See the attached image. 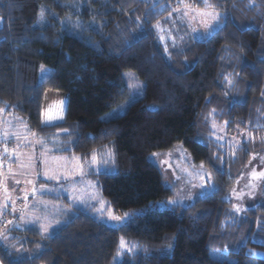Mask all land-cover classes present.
Returning <instances> with one entry per match:
<instances>
[{
  "label": "trees",
  "instance_id": "obj_1",
  "mask_svg": "<svg viewBox=\"0 0 264 264\" xmlns=\"http://www.w3.org/2000/svg\"><path fill=\"white\" fill-rule=\"evenodd\" d=\"M186 2L205 10L201 0ZM209 3L214 7L207 9L227 16L223 29L165 51L155 27L182 8L179 0H0V108L22 117L53 155L75 154L86 164L94 151L99 157L112 150L109 174L88 169L87 176L127 221L113 227L90 208L73 207L58 217L50 238L37 225L17 229L11 242L20 241L24 257L42 249L25 264H264V184L252 204L231 197L264 154V0ZM42 9L47 22L36 27ZM64 20L99 31L72 35ZM41 67L51 73L44 82ZM128 71L145 84L143 96L124 115L102 120L123 100ZM62 99L64 119L45 126L42 113ZM214 125L244 139L219 143ZM178 145L209 170L218 191L162 208L173 194L149 157ZM60 146L71 151H55ZM50 198L71 206L63 195ZM0 260L9 264L2 243Z\"/></svg>",
  "mask_w": 264,
  "mask_h": 264
},
{
  "label": "rangeland",
  "instance_id": "obj_2",
  "mask_svg": "<svg viewBox=\"0 0 264 264\" xmlns=\"http://www.w3.org/2000/svg\"><path fill=\"white\" fill-rule=\"evenodd\" d=\"M181 11H183V8H181ZM204 11L216 12L212 9H205ZM216 13H219L221 16H225V14L223 13ZM201 19L202 18L199 15H196V18L189 22L188 18L180 17L177 12H174L169 15L167 22L165 21L157 24L155 29L158 33L161 43L166 46V48L168 47V45L173 46V41H175V46H180L190 39L200 38L199 34L205 30L204 24L201 23ZM205 19H207L209 23H212L210 18ZM73 21L74 22L72 23L78 22L75 20ZM46 22L47 20L42 12L37 24L35 25L36 27H43ZM192 29H195L196 31L193 32ZM161 37H163V39H161ZM181 37H183V39H181ZM42 68L47 72H50L48 68L41 67V69ZM42 76L43 73L42 71H40L39 82H44L42 81ZM122 82L124 83L125 88L124 98L114 107H112L107 113L101 116V119L104 121L116 119L126 113L129 106L133 103H130V100L134 94L135 86H142V96L144 94L145 84L142 80L137 77L134 72H124L122 76ZM128 84L133 85V88H128ZM142 96L137 97L135 101L139 100ZM121 105H127V107L123 110H120ZM213 127L215 131L214 137L219 143H226L237 146V144L244 139L243 135L241 134L228 135L227 130L223 125H214ZM29 132L33 133L22 117L13 113L9 114L5 109L3 112H0V163H2L3 165L2 167H0V204H4L5 202L7 203V207L4 209V215L0 216V231H8L9 236L13 237V239H18L15 230H22L23 228L32 225H37L39 227V224H51V227L49 228V233H51V230L55 226L60 225L62 223L61 222L57 224V221H59L58 217L62 213L63 215H65L66 212L68 213L69 211H72L73 207H76L70 202V194L68 192L63 191L64 188L71 187V181H45L42 177H35L32 174L33 169L21 167L22 163H28L29 155L34 154L37 157V160L34 161L35 170L42 171L38 159L41 152L40 145L36 144L33 148L29 146L24 139L16 140L12 135L13 133H20L21 136L28 135L29 140L40 138L37 135L34 138L32 135L29 134ZM4 133H8V136L5 137ZM218 136L221 137V139L217 140ZM17 145H19V147H17ZM47 147L51 149L48 143ZM5 148H7V152H5ZM13 150H15V155H11ZM107 151L113 154L114 160V152L112 150ZM156 153L160 155L153 156L152 154L149 157V160L160 170L166 188L172 191L173 196L170 200L177 199V193H179V198L184 199V206L191 205L201 199L197 196V193L201 191V189L199 188V185L202 182L200 179V175H203L205 172L210 173L209 170L205 166H203V169L201 170L200 165H197L192 160L188 152L182 146L179 145L169 151H162ZM168 153H171L172 155L169 156L167 155ZM49 155L51 156L53 154H51L50 152ZM17 156L19 157V159H17ZM261 157H264V154L258 155L251 162V164L245 170L244 175L241 179H239L234 188V193L231 197L233 201L237 202L236 204H239L240 206L245 205V203L246 205L252 204V202H254L253 198L255 197L257 192H260L258 190L264 184V179L254 180L251 176V172L253 170H255L256 172L264 171V161L261 160ZM104 158V155L97 157L98 161H101ZM165 161H167V163H165ZM83 164L85 165V172L88 175L87 171L89 169V162ZM112 165L113 163H109L107 165L108 170L113 169ZM169 165H171V167H169ZM9 166L11 167V171H9ZM184 169H187V171H184ZM189 172H191L192 174L188 175ZM197 172H199L200 175H197ZM87 175L83 177L84 182H79L81 180L79 175L75 177L76 181H78L75 185L77 193L79 194L80 190H83V195L85 199H87V197L89 195H92L93 193L96 195L97 200L102 199L105 202L103 208L101 209L103 215H100L96 211V209L101 208V205L97 203V200L89 201V203L93 205V207H90L91 211L93 212L92 214L96 215L97 217H99V219H101L110 226H120L121 222H117L109 218V214L116 216L119 215L114 212V210L109 206V203L103 198L101 192L98 189L97 183L89 179ZM176 176H179L181 179L177 181L175 179ZM211 176L212 175L210 173V177L205 176L204 178L206 181V187L208 185H215ZM16 180H19L20 183L17 184ZM26 180H32L33 184H26ZM88 181L91 182V186H86V182ZM173 182H175L177 185L175 189H171L169 187V185H171ZM41 185H44L47 188H60V191L46 193L37 192V194L33 195L32 187L35 186L37 189H39ZM25 191H27L28 194V198L26 200L23 198L25 195ZM51 194H55L56 196L63 195L71 203V206H67V202L65 201V199H63V203H55L54 200H49L47 196H50ZM188 196H191L190 200L186 199V197ZM13 207L15 208V212L12 211ZM21 216H23V219H20ZM36 217H40L39 223H31V221L34 220ZM7 221H12L13 224H18L20 225V227L13 229V225L8 224ZM229 221L234 222V220L232 219H230ZM10 229L11 231H9ZM13 244H16L17 248L20 249V252L23 253L22 246H20V241H17ZM121 251L124 252L125 249L121 248ZM212 256L216 257L217 254L213 253ZM219 257L222 256L219 255Z\"/></svg>",
  "mask_w": 264,
  "mask_h": 264
},
{
  "label": "snow or ice",
  "instance_id": "obj_3",
  "mask_svg": "<svg viewBox=\"0 0 264 264\" xmlns=\"http://www.w3.org/2000/svg\"><path fill=\"white\" fill-rule=\"evenodd\" d=\"M201 3L204 5V8H212L214 7V5L209 3V0H201ZM179 5L182 6L183 11H181V7H177L176 9H173V11L177 12L179 14L180 17H186L188 18V21L190 22L191 20L196 18V15H199L202 19H201V23L204 24V31L201 32L200 38L202 39H206L209 37H212L214 33L220 31L223 29V27L225 26V22L227 21V16H221L219 13L216 12H207L204 11L202 9L198 10L196 8H193V6L190 3H187L186 0H179ZM44 10L42 9V12ZM55 18V17H54ZM205 18H210L212 23H209L207 21V19ZM60 23L64 26V29L66 32L71 33L72 35H80L83 31H86L88 29H92L95 31H99V27L95 26V25H88V26H84L83 24L76 22V23H72L70 20L69 21H60ZM43 26V25H42ZM79 29L80 31L77 32L76 30ZM193 32H195V29H192ZM195 38V37H194ZM161 39H163V37H161ZM181 39H183V37H181ZM173 46L175 47V41H173ZM165 51H167V48H165ZM187 66L185 65V68ZM173 68L175 70V66L173 65ZM43 76H42V81H46L48 78L51 77V73L47 72L46 70H44L43 68L41 69ZM228 84L230 86H233V82L231 80L228 81ZM128 88L132 89L133 85L128 84ZM262 95H264V93H262ZM142 96V86L137 85L135 86L134 89V94L130 100L131 102H134L137 97ZM66 105H67V101L66 100H60L58 102H55L54 104L50 105L47 109L44 110V112L42 113V123L45 126L51 125L53 123V121H62L64 119V113L66 111ZM127 105H121L120 106V110H123L124 108H126ZM4 109L0 108V112H3ZM19 119V118H17ZM22 122V121H21ZM225 125L228 124L227 121L224 122ZM30 135H32L34 138L36 137L35 133H31L29 132ZM14 139L16 140H20V139H24L29 146L31 147H35L36 144L40 145L41 148V152H40V156H39V163L41 165L42 171L39 170H35V163L34 161L37 160V157L34 154H30L28 157V163L27 164H21V167H27L30 169H33L32 174L37 177L40 178L42 177L45 181H60V180H64V181H71V187L70 188H64L63 191L64 192H68L69 195V199L70 202L76 206V210L77 211H83L87 208L93 207L92 204L89 203V201L92 200H97L96 195L93 193L92 195H89L87 197V199L84 198L83 195V190H80V193H77V189L75 187L76 183L78 181H76L75 177L77 175H79V177L81 178V180L79 182H84L83 181V177L85 175H87V173L85 172V165L81 162L82 161V157L76 156L75 154H73L71 157L68 156H56V155H49L50 152L53 151V149H49L47 147V141L40 139V138H35L33 140H29L28 139V135H23L21 136L20 133H13L12 134ZM248 139L251 140L253 139L252 137V133L249 132L248 134ZM4 136L7 137L8 133H4ZM221 139V137H217V140ZM264 142V141H262ZM17 147H19V145H17ZM7 148H5V152H7ZM55 151H59V152H64V151H71L70 147H66V146H60L57 147L55 149ZM235 153H233L234 155ZM11 155H15V150H13V152L11 153ZM160 154L158 153H153V156H159ZM167 155L171 156V153H168ZM105 158L101 161H98L97 159V153L94 151L91 155V160L88 164V168L91 171L92 174H109V170L107 168V165L109 163H114L113 160V154L109 151H105L104 153ZM255 158V157H253ZM17 159H19V157L17 156ZM216 159H220L219 157H216ZM261 160L264 161V157H261ZM165 163H167V161H165ZM2 163H0V167H2ZM103 166V168H102ZM169 167H171V165H169ZM200 169H203V165L200 166ZM9 171H11V167L9 166ZM184 171H187V169H184ZM26 174V173H23ZM192 173L189 172L188 175H191ZM197 175H200L199 172H197ZM205 176H209L210 177V173H204L203 175H200V179H201V184L199 185V188L201 189L200 192L197 193V196L199 198H204L207 195H209L210 193H214L216 191H218V188L215 185H208L207 187L206 185V181H205ZM251 176L254 180H260V179H264V171H260V172H256L255 170H253L251 172ZM177 181L180 180L181 178L179 176H176L175 178ZM16 183L19 184L20 181L16 180ZM26 184H33L32 180H26L25 181ZM86 186H91V182L88 181L86 182ZM169 187L171 189H175L177 187L176 183L173 182L171 185H169ZM60 188H47L44 185H41V187L39 189H37L35 186L32 187V194L35 195L37 194V192L40 193H46V192H59ZM177 199H172V200H168V201H161L159 203L160 207L163 208H169V207H183L184 206V199L179 198V193H177ZM25 200L28 198V194L27 191H25V195L23 197ZM239 198V197H238ZM186 199H191V196L186 197ZM97 203H99L101 205V208L96 209V211L100 214L103 215V212L101 211V209L103 208L105 202L101 199V200H97ZM7 207V203L5 202L4 204H0V216L4 215V209ZM244 209H242L239 206H236L235 211L236 212H241ZM13 212H15V208L13 207L12 209ZM67 214V212L65 213ZM135 214H125V216L128 217V219H131L132 216H134ZM109 218L111 220H115L117 222H121L120 226L124 227L127 223V221H125L124 217L121 216H116V215H112L109 214ZM20 219H23V216L20 217ZM40 217H36L34 220L31 221V223L33 224H37L39 223ZM8 224L13 225V229L15 228H19L20 225L18 224H13L12 221H7ZM60 222L57 221V224H59ZM64 223H67V221H64ZM51 227V224H39V230L45 235V239L50 238V233H49V228ZM11 231V229L9 230ZM11 239H13V237H10L8 234V231H0V243L3 244V255L5 256V258L9 259V264H25V260H32L33 256H40L42 254V249L38 246L37 250L34 254L30 255L29 257H24L21 252L20 249L17 248L16 244L11 243ZM121 248L124 249L126 246V242L123 240V238H121ZM170 247V246H169ZM225 251H227V249H225ZM127 252L131 253L133 252V249L131 247H127ZM15 253V255H14ZM123 253H119L118 255H121ZM254 255H257L254 253ZM0 264H4L3 260H0ZM33 264H34V260H33Z\"/></svg>",
  "mask_w": 264,
  "mask_h": 264
},
{
  "label": "crops",
  "instance_id": "obj_4",
  "mask_svg": "<svg viewBox=\"0 0 264 264\" xmlns=\"http://www.w3.org/2000/svg\"><path fill=\"white\" fill-rule=\"evenodd\" d=\"M56 156H60V155H56ZM52 196H56L55 194H51L50 196H47V198L49 199V200H52L50 197H52ZM60 195H58V196H56V197H59ZM55 203H58V202H55ZM59 222H60V220H59ZM52 231V230H51Z\"/></svg>",
  "mask_w": 264,
  "mask_h": 264
}]
</instances>
